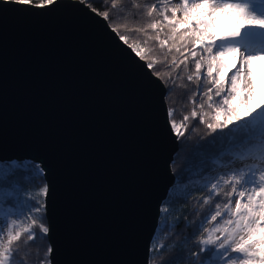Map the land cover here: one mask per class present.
Here are the masks:
<instances>
[{
    "label": "snow or ice",
    "instance_id": "1",
    "mask_svg": "<svg viewBox=\"0 0 264 264\" xmlns=\"http://www.w3.org/2000/svg\"><path fill=\"white\" fill-rule=\"evenodd\" d=\"M57 3L0 0L16 10ZM78 3L104 22L148 88L163 85L165 125L179 151L202 125L206 143L198 147L212 154L211 166H202L182 195L158 206L154 231L163 239L153 238L147 264H264V103H251L253 69L264 60V0ZM179 158L177 152L173 166ZM45 174L35 161H0V264H53L50 189L35 182ZM189 202L191 219L175 210ZM181 220L192 229L183 240Z\"/></svg>",
    "mask_w": 264,
    "mask_h": 264
},
{
    "label": "water",
    "instance_id": "2",
    "mask_svg": "<svg viewBox=\"0 0 264 264\" xmlns=\"http://www.w3.org/2000/svg\"><path fill=\"white\" fill-rule=\"evenodd\" d=\"M86 12L0 4V161L45 169L53 264H147L179 143L163 85L148 88Z\"/></svg>",
    "mask_w": 264,
    "mask_h": 264
},
{
    "label": "trees",
    "instance_id": "3",
    "mask_svg": "<svg viewBox=\"0 0 264 264\" xmlns=\"http://www.w3.org/2000/svg\"><path fill=\"white\" fill-rule=\"evenodd\" d=\"M99 7V4L96 5ZM205 136V130L203 126H200V133L199 135L193 134L191 140H185L183 142V151H179L180 158L176 160L175 165H171V170L174 175V173H180L179 175H174L175 177V185L174 187L169 191V195L167 198H172L173 195L179 196L182 195L181 189L184 188L185 185L189 184V181H194L197 179L199 170L202 166H211V159L212 154L210 152L205 153L200 150L198 145L206 143V140H201L200 137ZM212 137H207V140H211ZM181 148V144H179V149ZM185 157H187V164H185ZM13 161H23L20 159H15ZM29 162V161H24ZM183 168V171H182ZM38 184L45 183L46 180H37L35 181ZM174 190V192H173ZM206 194V193H205ZM219 199V197H217ZM194 202H189L187 207H182L180 205L176 206V212L183 213L188 212L189 218H192L191 213L193 212ZM48 223V221H47ZM176 231L182 233L180 239L183 240L184 236H191L192 229H185L184 222L181 220L180 226L176 229ZM157 239H163V237L158 236L157 233H155V236ZM258 237H256L257 239ZM172 253H169L168 256L165 257V259H170L172 257Z\"/></svg>",
    "mask_w": 264,
    "mask_h": 264
},
{
    "label": "bare ground",
    "instance_id": "4",
    "mask_svg": "<svg viewBox=\"0 0 264 264\" xmlns=\"http://www.w3.org/2000/svg\"><path fill=\"white\" fill-rule=\"evenodd\" d=\"M264 60H258L256 61V65L253 69V75L255 77L253 78V96L255 98H252L251 102L258 103H264Z\"/></svg>",
    "mask_w": 264,
    "mask_h": 264
},
{
    "label": "rangeland",
    "instance_id": "5",
    "mask_svg": "<svg viewBox=\"0 0 264 264\" xmlns=\"http://www.w3.org/2000/svg\"><path fill=\"white\" fill-rule=\"evenodd\" d=\"M264 73V72H263ZM255 77V75H253V78ZM256 78V77H255ZM252 98H255V96H252ZM264 101V100H263ZM253 105H258V104H261V103H258L256 104L255 102H251ZM260 237H258L257 239H259Z\"/></svg>",
    "mask_w": 264,
    "mask_h": 264
}]
</instances>
